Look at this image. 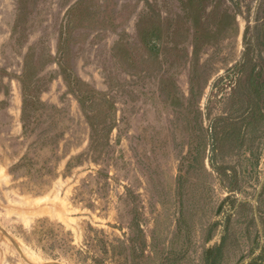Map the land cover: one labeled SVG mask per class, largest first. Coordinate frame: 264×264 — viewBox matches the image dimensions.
Masks as SVG:
<instances>
[{
	"label": "rangeland",
	"instance_id": "374dc122",
	"mask_svg": "<svg viewBox=\"0 0 264 264\" xmlns=\"http://www.w3.org/2000/svg\"><path fill=\"white\" fill-rule=\"evenodd\" d=\"M181 207L264 264V0H0V264H129Z\"/></svg>",
	"mask_w": 264,
	"mask_h": 264
},
{
	"label": "trees",
	"instance_id": "16d2710c",
	"mask_svg": "<svg viewBox=\"0 0 264 264\" xmlns=\"http://www.w3.org/2000/svg\"><path fill=\"white\" fill-rule=\"evenodd\" d=\"M222 145V138L218 137L216 129L211 131L209 166L221 178L225 174V168L218 163V152L223 151ZM190 218L191 215L181 207L172 227L170 241L148 245L143 241L136 242V239L119 240L116 245H111L112 254L129 264H234L239 245L236 229L232 225L224 226L220 242L210 248L207 244L215 237V228L197 227L202 232L200 244L198 242L200 251L197 253L194 248L196 244L192 240L196 227ZM156 228L154 233H158L159 229ZM131 230L136 236L143 235L139 225L133 224Z\"/></svg>",
	"mask_w": 264,
	"mask_h": 264
}]
</instances>
